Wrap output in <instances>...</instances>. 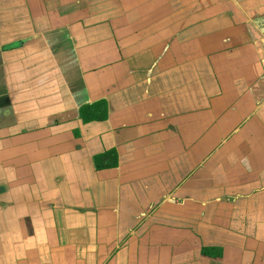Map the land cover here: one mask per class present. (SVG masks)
I'll return each instance as SVG.
<instances>
[{
    "label": "crops",
    "instance_id": "obj_1",
    "mask_svg": "<svg viewBox=\"0 0 264 264\" xmlns=\"http://www.w3.org/2000/svg\"><path fill=\"white\" fill-rule=\"evenodd\" d=\"M0 264H264V0H0Z\"/></svg>",
    "mask_w": 264,
    "mask_h": 264
},
{
    "label": "trees",
    "instance_id": "obj_2",
    "mask_svg": "<svg viewBox=\"0 0 264 264\" xmlns=\"http://www.w3.org/2000/svg\"><path fill=\"white\" fill-rule=\"evenodd\" d=\"M78 114L82 122L90 120H103L106 118V104L103 99L82 104L78 107ZM114 165V162L110 164ZM199 255L208 259H220L221 249L216 247H201Z\"/></svg>",
    "mask_w": 264,
    "mask_h": 264
},
{
    "label": "rangeland",
    "instance_id": "obj_3",
    "mask_svg": "<svg viewBox=\"0 0 264 264\" xmlns=\"http://www.w3.org/2000/svg\"><path fill=\"white\" fill-rule=\"evenodd\" d=\"M132 24H135L134 22H132ZM131 24V25H132ZM155 206H152V208H154ZM174 220V219H173ZM173 220H170L169 222H172ZM162 221V220H161ZM173 223H175V222H173ZM155 224H156V222H155ZM157 224H161V222H157ZM166 226H168V227H173V228H178V227H180L179 225H180V222L179 223H177V225L175 226V225H171L170 223H166L165 224ZM193 235H194V239L196 240V241H198L199 240V237H198V234H194V233H192ZM182 235V234H181ZM170 241V240H169ZM171 242V241H170ZM189 242V244L191 243V241L189 240L188 241ZM39 244L41 245V249H42V256L44 255V254H48V251L46 250V247L48 246V244H47V242L43 239V237H40V242H39ZM176 246H177V243H176ZM176 246L172 249V247L170 248L171 250H170V255H174V253H175V256L174 257H180L181 256V254H179L178 253V250H181V249H176ZM192 247V246H191ZM193 248V247H192ZM184 251H185V249H183ZM182 250V251H183ZM175 251V252H174ZM40 253V252H39ZM190 254H192V253H190ZM196 256V255H195ZM173 262H175V259H173Z\"/></svg>",
    "mask_w": 264,
    "mask_h": 264
}]
</instances>
